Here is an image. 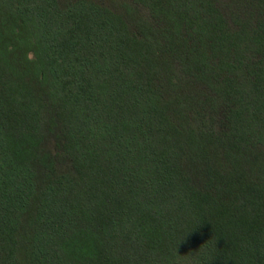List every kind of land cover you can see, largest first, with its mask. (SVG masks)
I'll return each instance as SVG.
<instances>
[{
	"label": "trees",
	"instance_id": "trees-1",
	"mask_svg": "<svg viewBox=\"0 0 264 264\" xmlns=\"http://www.w3.org/2000/svg\"><path fill=\"white\" fill-rule=\"evenodd\" d=\"M0 264H264V0H0Z\"/></svg>",
	"mask_w": 264,
	"mask_h": 264
}]
</instances>
